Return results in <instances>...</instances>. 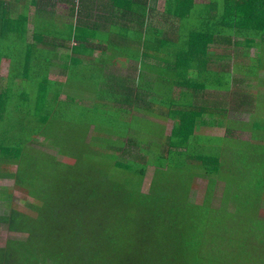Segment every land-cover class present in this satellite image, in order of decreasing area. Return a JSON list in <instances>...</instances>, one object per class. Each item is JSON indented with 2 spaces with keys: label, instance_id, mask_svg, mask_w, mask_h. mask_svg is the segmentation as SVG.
Here are the masks:
<instances>
[{
  "label": "trees",
  "instance_id": "1",
  "mask_svg": "<svg viewBox=\"0 0 264 264\" xmlns=\"http://www.w3.org/2000/svg\"><path fill=\"white\" fill-rule=\"evenodd\" d=\"M145 4L146 0H0L1 51L14 60L0 83V179L12 180V186L31 198L15 202L4 190L8 187L0 186V201L9 203L0 213V225L26 234L0 246V264H211L210 252L201 249L210 216L261 219L253 224L264 235V226L260 227L264 224L260 211L264 208V96L252 90L250 78L260 66L248 60L229 61L238 46L242 57L248 58L251 46L264 41V0L166 1L165 10L188 7V13L174 16V38L215 40L227 46L225 66L220 65L219 73L209 72L205 63L204 80L188 78L177 59L161 67L155 91L140 78L113 81L87 75L82 84L100 91L97 102L88 107L74 103L72 97L59 98L68 79L64 84L47 78L49 63L42 60L47 53L41 44L95 35L142 41ZM127 30L130 35L124 34ZM167 35L163 30L162 38H171ZM196 82L209 95L224 85L228 108L236 112L231 119L227 114L224 135L211 133L212 126L190 122L193 94L186 89ZM143 87L141 99L138 92ZM105 99H121L136 114ZM140 99L144 107L137 106ZM154 101L160 105L162 120L171 119L169 131L158 123L162 138L157 143L139 140L137 132L138 113L146 109L152 114ZM209 106L213 111L215 106L211 102ZM97 110L119 113L117 127L103 129L95 137L110 141L112 167L119 172L114 179L115 173L108 174L100 165L96 169L86 148H79L81 142L88 144L92 129L100 130L87 116ZM152 144L155 151L149 153ZM231 155L227 170H237L246 184L243 190L231 192L236 178L227 181L224 211L219 213L209 205V192ZM149 166L153 173L143 191ZM121 172L128 176L123 178ZM195 173L206 180L201 203L188 196L189 177ZM251 258L246 250L239 258L222 253L214 262L250 264Z\"/></svg>",
  "mask_w": 264,
  "mask_h": 264
},
{
  "label": "crops",
  "instance_id": "2",
  "mask_svg": "<svg viewBox=\"0 0 264 264\" xmlns=\"http://www.w3.org/2000/svg\"><path fill=\"white\" fill-rule=\"evenodd\" d=\"M167 0H146L145 7L143 9L145 17L144 34L145 38L142 41H133L126 38H100V35H95L93 38L87 39H71V40H56L53 42L45 41V45L41 44L42 49H45L46 56L42 57V60L49 63L47 78L56 79L61 83L68 84L63 86L62 93L59 98L67 101L68 97L74 99V103L79 105L92 107L95 104L96 95L100 94V91L93 90L87 85H83L82 81L85 78L93 76L94 78L108 79L113 81L115 78L119 79H131L133 77L140 78L143 82L148 81L147 87H151L155 91L156 83L162 76L161 67L167 62L177 59L182 72L192 79L201 78L204 80V75L208 72L204 64L207 63V67L211 68L209 72L220 69V65L225 66L227 62V46L225 43H220L215 40H179L175 37L176 18L177 13H188V7L173 8L165 10ZM174 0H171L173 2ZM206 0H192L193 3L205 2ZM188 5V3H187ZM11 12L15 13L14 9ZM59 14L64 15V11L59 9ZM32 15V11L28 13ZM166 17V18H165ZM165 30L166 35L171 38H162V31ZM101 34V33H98ZM124 34L130 35V31L127 30ZM1 44V43H0ZM49 49H52V57L48 56ZM241 46L237 47V54L231 55L230 62L242 63L245 60L256 63L260 67L255 69V74H251L250 78L254 81L253 85L264 88V41L257 42L255 46H251L249 50V59L242 57ZM13 55L9 54L5 56L1 51L0 45V83L5 81L8 77V70L12 64ZM205 68V69H204ZM202 72V73H201ZM220 75H217V77ZM224 73L221 75L223 78ZM261 80V83H257V80ZM123 82V81H122ZM196 84V85H195ZM201 84V83H200ZM187 92L193 94V115L191 111L188 113L190 117L193 116L191 121L201 123L202 126H212L211 129L215 135H224L227 114L228 118L235 117V110H231L227 105V96L224 89H218L217 92H212L211 95L207 90H203L202 87L196 83L188 85ZM208 87V86H207ZM259 88L253 90L256 95L264 96V89ZM178 89V86L176 87ZM122 93H125L127 89H121ZM105 92V91H104ZM119 92V89H118ZM127 93V92H126ZM136 93V89L134 90ZM143 91L138 92L139 96H144ZM110 97L109 93H106ZM119 95V94H118ZM141 99L137 102L138 107H144V102ZM103 102L110 105H117L122 107L120 109H128L131 113H135L134 109H131L127 102L121 99H105ZM215 106L211 111L208 104ZM216 104V105H215ZM207 106V107H206ZM152 114L148 110L149 114H146V109L138 114H141L140 120L148 121V119L156 120L157 123L167 122L171 126V119L167 118L162 120L160 105H156L155 101L151 105ZM142 109V108H141ZM228 111V112H227ZM157 112V116H156ZM210 112L213 117H210ZM160 113V114H159ZM159 114V115H158ZM240 115H237V117ZM215 117V118H214ZM188 118V117H187ZM170 129V128H169ZM221 131V132H220Z\"/></svg>",
  "mask_w": 264,
  "mask_h": 264
},
{
  "label": "rangeland",
  "instance_id": "3",
  "mask_svg": "<svg viewBox=\"0 0 264 264\" xmlns=\"http://www.w3.org/2000/svg\"><path fill=\"white\" fill-rule=\"evenodd\" d=\"M252 90H257L259 88L256 85L251 86ZM264 89V88H263ZM264 91V90H263ZM93 121H96V125L99 126L100 130L92 129V132L89 134L90 139L88 144L82 143L79 147L81 150L86 148L85 154H89L90 157H93V161L95 162L93 165L97 166L96 169H99V165L104 168V171L108 174L113 175V179L119 174L117 170H114L112 167V161L110 160V149L108 147L109 140L97 139L95 138L99 132H102L103 129H113L117 127L120 123L119 119L116 118L119 116V113L113 111L112 113L108 111H99L92 112V114H88ZM95 123V122H93ZM92 123V124H93ZM140 125L137 127V132H139V140H149L157 143L160 142L161 138H159V134L161 131L160 125L156 120L148 119V121L140 120ZM76 124L80 125L79 118L77 117ZM91 124V125H92ZM163 124L167 127L166 131H169L170 125L167 122H163ZM95 125V124H94ZM95 125V127H96ZM221 132V131H220ZM101 135V134H100ZM94 136V137H92ZM243 138L247 137V133H241L240 135ZM64 138V136H63ZM94 139V140H93ZM155 145L152 144L151 147L147 149L149 153L155 151ZM98 151V152H97ZM230 156V155H229ZM91 159V158H90ZM227 167H222L220 170L219 176L215 179V183L211 186L212 190L209 192L210 200L209 205L211 207L217 208L219 213L224 211L223 205L225 204V200H223V196L226 195L227 192V181L229 179H235V185H232L230 188L231 192H235L238 189L243 190L245 188V180L244 177H240L237 170L233 168L232 171L227 170L228 167H231L232 155L230 159H226ZM100 170V169H99ZM116 171V172H115ZM197 171V169L195 170ZM153 167H147L145 176L143 178L142 190L145 191L149 185L150 179L152 177ZM128 172H121L122 177L124 178ZM128 176V175H127ZM187 176V175H186ZM193 177V178H192ZM233 177V178H232ZM238 177V178H237ZM191 179V189L190 186L187 187V190H190L189 197L191 202L193 203H201L203 198V194L205 191L206 180L203 179L199 174H193L189 177ZM188 178V179H189ZM189 179V182H190ZM12 180L9 179H0V186L8 187L4 188L5 191H10L12 194V200L15 202L21 203V199L31 198L26 195V192L21 188L12 186ZM190 185V183H189ZM9 203L0 201V213L5 212L8 208ZM264 206V205H263ZM216 210V209H215ZM261 214L264 216V208L260 209ZM258 220L255 218L252 219H231L230 217H219L214 218L210 216L206 218V223H208V228L206 229L207 240L203 247L201 248L204 251H209L212 257L211 261H208L211 264H215L216 258H220L222 253H226V256L231 259L232 255H235L236 258L242 255L246 250L249 251L250 256L252 257V261L250 264H264V245L261 243L264 239V235H262L258 229L254 227L253 223H256ZM259 219L258 222H260ZM249 224V226L247 225ZM215 229L213 230V227ZM264 226L263 222L260 225ZM26 236L23 232L9 231L5 229L2 225H0V246L4 245L7 239H22ZM247 248V249H246ZM239 249V250H238Z\"/></svg>",
  "mask_w": 264,
  "mask_h": 264
}]
</instances>
